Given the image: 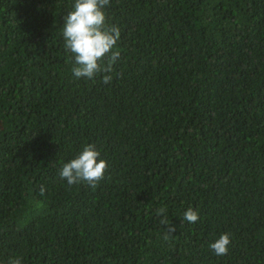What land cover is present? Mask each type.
I'll use <instances>...</instances> for the list:
<instances>
[{
    "label": "trees",
    "instance_id": "trees-1",
    "mask_svg": "<svg viewBox=\"0 0 264 264\" xmlns=\"http://www.w3.org/2000/svg\"><path fill=\"white\" fill-rule=\"evenodd\" d=\"M74 4L0 0V264H264V0H110L109 84L71 72ZM86 144L104 179L69 187Z\"/></svg>",
    "mask_w": 264,
    "mask_h": 264
},
{
    "label": "clouds",
    "instance_id": "clouds-1",
    "mask_svg": "<svg viewBox=\"0 0 264 264\" xmlns=\"http://www.w3.org/2000/svg\"><path fill=\"white\" fill-rule=\"evenodd\" d=\"M109 4L110 0H75L74 10L64 16V48L72 57L71 72L78 79L94 80L103 73V83L109 84L112 80L110 73L121 56L117 48L121 30L118 26L108 25L105 7ZM100 155L94 144H86L75 158L62 164L60 179L66 180L69 187L86 184L94 189L104 179L108 168L107 161L100 159ZM166 213L165 208L157 210L158 215L163 214L160 220L165 228L163 239L169 241L176 227L169 223ZM198 219V212L191 207L183 214V220L189 223ZM230 244V235L225 233L211 243L210 248L216 256L222 257L228 254ZM8 264H22V260L10 258Z\"/></svg>",
    "mask_w": 264,
    "mask_h": 264
}]
</instances>
